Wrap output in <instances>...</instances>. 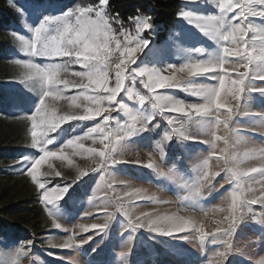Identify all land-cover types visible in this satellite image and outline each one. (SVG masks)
Returning <instances> with one entry per match:
<instances>
[{
  "label": "rangeland",
  "instance_id": "374dc122",
  "mask_svg": "<svg viewBox=\"0 0 264 264\" xmlns=\"http://www.w3.org/2000/svg\"><path fill=\"white\" fill-rule=\"evenodd\" d=\"M182 1L177 26L163 40L156 36L158 28L154 25L151 14L142 12L127 20L118 15L117 20L113 21L112 17L115 15L106 6L108 22L119 39L123 40L120 32L127 31L132 36L139 35L141 39L149 41L129 69L124 89L113 105L118 110L111 114L109 127L113 130L127 129L133 119L137 118L146 126V130L138 128L120 141L106 173L102 170L90 171L74 180L77 165L89 170L94 166V161L87 154L75 156L71 165L66 160L49 158L41 166L40 179L47 188L67 186L68 191L61 200L46 208L41 202L40 190L26 173L34 160L42 155L41 148L30 143L31 122L26 117L35 114L47 86L39 79L21 82L24 70L15 62L30 60L47 65L63 61L40 52H31L20 37L31 41L34 29L45 17H61L77 7H97L100 0H14L19 20L12 30L16 35L6 54L16 73L5 86L7 95L2 97L0 107L15 113L28 127L27 145L15 155L14 164L10 168L14 174L30 182L31 188L38 195V203L45 208L48 218L41 231L32 232L29 236L27 233L24 237L0 234V264H216L219 252L226 247L220 237L200 241L198 234L192 231L172 236L163 235L147 228H136L119 211V207L123 205L130 211L133 219L173 214L191 217L195 222L203 224L206 231H215L216 227H226L228 224L226 218L231 214V193L237 189L236 183L230 178L231 174L226 172L227 168L234 165L225 163L224 153L221 151L225 147L223 142H215V146L211 143L214 137L210 131L215 117H195L189 121L183 114H175L176 121L174 125L170 124L169 117L173 114L164 112L157 106L153 93L145 86L144 78L133 71L141 67L166 70L169 65L180 66L194 60L218 62L222 58L224 42L202 31L197 23L190 22L180 13L190 12L201 18L222 17L223 30L226 31L233 24L241 22L235 19L238 12H221L219 0ZM147 17H151L153 27L139 33L137 26ZM247 23L253 25V30L248 34L250 41L264 34V18L250 16ZM61 27V23L50 24L47 35H55ZM256 43L258 46L259 41ZM117 54L114 52L112 58L115 59ZM80 70V65L73 64L69 67L70 73ZM259 74H264V63L253 64L250 85L260 86L264 83L255 78ZM220 75L221 73L215 72L194 77L186 82L185 87H215ZM68 78L72 79L71 75ZM76 91V88L70 86L67 94L74 95ZM158 91L185 104L204 102L203 97L183 88ZM55 107L63 110L67 105L61 101L55 102ZM101 123L103 121L100 118L66 122L49 134L47 139H51L52 143L47 148L57 150L70 139L86 135L92 127ZM230 128L233 132L226 149L229 158L235 157L239 161L238 168L241 171L261 166L259 151L264 149V94L246 92ZM166 136L170 139H165ZM84 145L85 148L101 147L98 141L94 144L90 139L85 140ZM149 153L159 169L169 172L168 175L134 162L139 160L146 164ZM205 161L208 172L220 173L211 184L203 183ZM57 171L61 173L60 177L55 176ZM101 175L104 176L103 181L100 180ZM242 190L249 199L259 198L264 196V182L259 177L255 181L245 178ZM252 208V211L242 214L241 222L231 239L232 247L227 253L226 264H257L264 260V213L260 212L257 205ZM49 211L61 224V228L54 227ZM93 223H107L108 226L99 233L91 229L88 232L80 231L79 225ZM74 232L77 240L87 239L88 236L93 238L88 243L71 249L59 247ZM28 241L33 242L30 247L27 246ZM22 248L27 255L21 252ZM126 249H130L128 254L121 257L120 253Z\"/></svg>",
  "mask_w": 264,
  "mask_h": 264
},
{
  "label": "snow or ice",
  "instance_id": "6c2138e0",
  "mask_svg": "<svg viewBox=\"0 0 264 264\" xmlns=\"http://www.w3.org/2000/svg\"><path fill=\"white\" fill-rule=\"evenodd\" d=\"M108 2L109 0H100L97 7H77L61 17H45L34 29V38L31 41L20 37L24 46L31 52H40L63 61L47 65H40L30 60L15 62L24 70L20 78L21 82L39 79L47 86L35 114L26 117L31 122L30 143L32 146L41 148L42 151V155L34 160L26 173L40 190L41 202L46 208L61 200L68 191L67 186L47 188L45 182L40 179L41 166L49 158L66 160L71 165L74 163L75 156L87 154L94 161V166L89 170L81 169L77 165V174L74 180L82 178L90 171L102 170L106 173L120 141L125 136L132 135L138 128L146 130V126L141 124L137 118L133 119L130 128L127 129L113 130L109 127V121L112 119L111 114L118 110L113 105L124 89L129 69L135 64L137 55L147 47L149 41L141 39L139 35L132 36L127 31L120 32L119 35L123 37V40L119 39L108 22V14L105 11ZM10 3L12 7H15L14 0H10ZM219 8L221 12H238L235 19L241 22L233 24L229 30L225 31L223 30L224 20L222 17L201 18L193 16L190 12L180 13L190 22L197 23L202 31L214 38L218 37L224 42L222 58L218 62L194 60L180 66L169 65L166 70L141 67L133 69V71L137 76L144 78L145 86L153 93L157 106L162 111L173 114L169 117L170 124L174 125L175 114H183L189 118V121L195 117L209 115L215 117V123L210 131L214 137L211 143L215 146V142H223L225 147L221 151L224 153L225 163L234 165L227 168L226 172L231 174L230 178L236 183L237 189L231 193V214L226 218L228 224L226 227H216L215 231H206L203 224L195 222L191 217L173 214L156 218L148 216L143 219L141 217L133 219L130 211L123 205L119 207V211L123 212L124 216L136 228H147L163 235L172 236L176 233L192 231L198 234L200 241H205L209 237H220L226 247L219 252L216 264H226L227 253L232 247L231 239L241 222L242 214L252 211L253 205L259 206L260 212L264 213V196L249 199L242 190L245 178L255 181L259 177L261 182H264V149L259 151L261 166L248 167L243 171L238 168L239 161L235 157L229 158L226 152L233 132L230 124L241 107L245 93L252 91L264 94V83L260 86L249 84L253 64L264 63V34L250 41L248 34L253 30V25L247 23L250 16L264 18V0H219ZM117 17L118 14L113 16V21L117 20ZM135 19L139 20V17ZM53 23H61L62 27L55 35L49 36L47 35L48 26ZM137 27L139 33L150 30L153 27L151 17L145 18ZM257 40L259 41L258 46ZM113 44L114 47H112ZM114 52L118 53L115 59L112 58ZM73 64L80 65L82 70L70 73L69 67ZM215 72L221 73L217 86L188 85L185 87L186 82L192 78ZM69 75L72 79L68 78ZM255 78L264 82V74H259ZM70 86L77 89L76 94H67V89ZM166 88H183L185 91L203 97L204 102L185 104L175 101L158 91ZM61 101L65 102L67 107L58 110L55 107V102ZM98 118L102 119L103 123L92 127L86 135L70 139L57 150L47 148V145L52 143L51 139H47L49 134L55 132L66 122L89 121ZM38 129L41 131L38 132ZM175 131L179 130L175 129ZM180 134L184 135L183 132ZM89 139L94 144L98 141L101 147L85 148L84 141ZM165 139H170V137L166 136ZM160 152L162 155L164 154L162 148H160ZM148 157L146 164L139 160L134 162L141 163L148 168L158 169L163 175L169 174V172L159 169L152 159L151 153L148 154ZM206 166L207 161H205L203 183L211 184V181L220 173H210ZM55 176L60 177L61 173L57 171ZM100 180H104L103 175ZM197 191L199 192L200 189ZM93 198H95L94 193ZM87 214L85 213V215ZM48 215L52 217L54 227L61 228V224L57 222L50 211ZM107 226V223H93L79 225V228L82 232H88L91 229L99 233L103 232ZM75 235L74 232L68 236L67 240L59 247L71 249L74 246H82L93 238L88 236L87 239L77 240L74 238ZM32 243V241H28L27 246L30 247ZM129 250L122 251L121 257L126 256ZM21 252L27 255L24 248L21 249ZM257 264H264V260Z\"/></svg>",
  "mask_w": 264,
  "mask_h": 264
},
{
  "label": "trees",
  "instance_id": "16d2710c",
  "mask_svg": "<svg viewBox=\"0 0 264 264\" xmlns=\"http://www.w3.org/2000/svg\"><path fill=\"white\" fill-rule=\"evenodd\" d=\"M182 0H109L113 15L127 20L145 12L154 18L157 38L163 40L177 26ZM19 20L10 0H0V105L7 95L5 86L14 78L15 67L6 54L13 38V28ZM15 95V94H14ZM17 96V95H15ZM28 127L15 113L0 107V234L24 237L39 232L47 221L45 208L38 203V195L30 182L14 174L11 165L17 153L25 149ZM5 167V168H4ZM10 168V169H8Z\"/></svg>",
  "mask_w": 264,
  "mask_h": 264
}]
</instances>
